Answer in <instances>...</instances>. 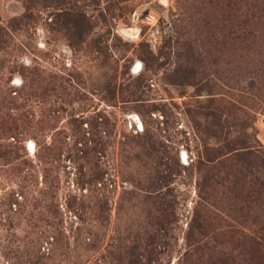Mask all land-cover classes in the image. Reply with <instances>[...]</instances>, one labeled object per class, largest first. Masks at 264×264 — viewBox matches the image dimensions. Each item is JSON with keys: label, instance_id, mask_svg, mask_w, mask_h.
Returning <instances> with one entry per match:
<instances>
[{"label": "rangeland", "instance_id": "obj_1", "mask_svg": "<svg viewBox=\"0 0 264 264\" xmlns=\"http://www.w3.org/2000/svg\"><path fill=\"white\" fill-rule=\"evenodd\" d=\"M0 264H264V0H0Z\"/></svg>", "mask_w": 264, "mask_h": 264}, {"label": "trees", "instance_id": "obj_2", "mask_svg": "<svg viewBox=\"0 0 264 264\" xmlns=\"http://www.w3.org/2000/svg\"><path fill=\"white\" fill-rule=\"evenodd\" d=\"M207 114L208 113H210L209 111H207L206 112ZM205 113V114H206ZM208 115H210V116H212V114H208ZM217 121V120H216ZM216 121H212V122H216ZM210 124V123H209ZM216 125H217V129H221L222 128V125L221 124H219V123H215ZM208 126V125H207ZM206 126V127H207ZM227 146H229V143H227ZM231 148V147H230ZM215 150H217V148H215ZM221 153H224V151H222ZM251 154L253 155V156H255L256 155V153H253V152H251ZM214 156H215V154H214ZM208 158H207V160H209V165H207V167H209V168H206L205 169V171L207 170V171H209V174L208 175H204L203 176V179H208L209 178V176H212L213 174H214V172L212 171V170H210V169H212V168H214L215 166V164H213L212 163V161H213V159L215 158V157H213V154L212 155H208L207 156ZM210 179H213V177L212 178H210ZM163 210H164V207H159V214H160V217L161 216H163ZM160 222L161 221H159L158 223L160 224ZM164 222H169V218H166L165 220H164Z\"/></svg>", "mask_w": 264, "mask_h": 264}]
</instances>
